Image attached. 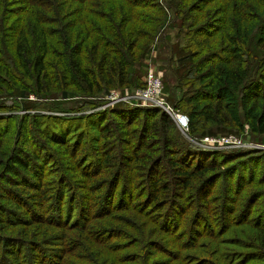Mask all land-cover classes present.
<instances>
[{
	"label": "trees",
	"instance_id": "trees-1",
	"mask_svg": "<svg viewBox=\"0 0 264 264\" xmlns=\"http://www.w3.org/2000/svg\"><path fill=\"white\" fill-rule=\"evenodd\" d=\"M165 10L166 28L187 38L173 47L182 97L168 81L165 94L190 135L247 131L264 144V0ZM165 10L161 0H0V100L58 107L136 85ZM105 104L46 124L0 116V264H264V150L190 152L163 109L94 112Z\"/></svg>",
	"mask_w": 264,
	"mask_h": 264
},
{
	"label": "rangeland",
	"instance_id": "rangeland-1",
	"mask_svg": "<svg viewBox=\"0 0 264 264\" xmlns=\"http://www.w3.org/2000/svg\"><path fill=\"white\" fill-rule=\"evenodd\" d=\"M172 0H161L162 6L164 10L168 7L169 2ZM167 13L169 21L166 23V26L163 30L156 35L155 42L151 45V53L149 58L142 60L136 63V74L135 78L138 79V83L136 85H124L119 86L115 89L110 90L108 94H101L96 97H83L81 94H78L75 98V101L68 102V104H64L62 106H52L53 103H45L43 100H38L35 95L30 96V100L34 101L32 107L28 110L18 108L17 103L11 98L6 97L0 100V116H14V118H21L23 115L35 116V118L39 124H46L49 122H54L59 120L60 118H76L87 114L88 112L92 113L94 110L95 103H106L102 107H98L94 112L104 111L106 112L110 108L115 107L116 105H127L131 106V108H143L140 107L144 103L140 98L141 92L145 87L146 76L149 71H153L157 76H159L163 84L165 86V81H168L172 88V94L176 100H179L182 97L183 90H181L177 85H175V77L173 75V66L175 65V59L173 57V47L177 46V48L185 47L187 38L184 35L185 32L181 33L179 30L166 28L167 25L173 22V13L170 10H165ZM59 98H54L59 101L62 100L60 96ZM164 101L167 104L169 103L168 95L164 93L163 97ZM171 105V104H170ZM8 108V109H6ZM182 115H185L180 110H177ZM5 122L0 121V126H4ZM190 125V123H189ZM81 132L85 130V128L79 129ZM179 136L181 138V144H186L191 147L190 152L200 151L205 153H217L220 152H234V151H243V152H257L260 149L261 141L255 140V137L250 136V134L244 135L242 137L243 142L246 144L245 147L237 148V149H227L224 148H215L210 146L207 143V138L212 136H206L202 138H196L190 135L189 133H183L178 131ZM233 135V134H230ZM218 136H226V135H218ZM238 136V135H236ZM252 146V147H251ZM195 150V151H194ZM199 154V153H198ZM249 168L253 169L251 165ZM250 169L246 171V174H249ZM78 215V212L75 213V216ZM57 215L54 214L56 218Z\"/></svg>",
	"mask_w": 264,
	"mask_h": 264
},
{
	"label": "built area",
	"instance_id": "built-area-1",
	"mask_svg": "<svg viewBox=\"0 0 264 264\" xmlns=\"http://www.w3.org/2000/svg\"><path fill=\"white\" fill-rule=\"evenodd\" d=\"M145 87L141 92V99L144 102L143 108H160L168 113L174 122L176 123L179 130L183 133L190 132V121L187 115H182L174 109L170 104H167L163 97L165 93V86L162 79L157 76L153 71H149L146 76ZM246 135L248 132L246 131ZM207 143L215 148L237 149L245 147L246 144L243 142L242 137L236 135H226L207 138ZM252 147V146H251ZM264 150V145L259 147Z\"/></svg>",
	"mask_w": 264,
	"mask_h": 264
}]
</instances>
